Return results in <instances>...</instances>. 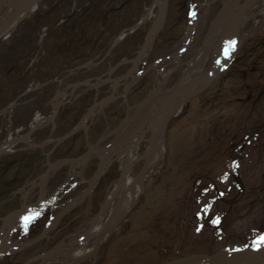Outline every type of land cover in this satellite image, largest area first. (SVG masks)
Wrapping results in <instances>:
<instances>
[{
	"label": "rangeland",
	"instance_id": "374dc122",
	"mask_svg": "<svg viewBox=\"0 0 264 264\" xmlns=\"http://www.w3.org/2000/svg\"><path fill=\"white\" fill-rule=\"evenodd\" d=\"M154 1L40 0L39 7L0 40V143L28 133L37 114L44 117L28 137L0 153V233L10 213L49 196L66 177L77 174L52 206L17 229L14 244L36 236L69 199L85 190L100 156L94 154L87 163L79 157L89 150H102L124 123L113 148L121 153L133 139L127 132L151 115V108L158 111L163 100L165 106L170 103L168 92L195 61L226 0H214L209 7L198 3L210 0H169L163 28L150 53L135 70L133 62L127 61L111 72L120 61L136 57L160 6L104 57L110 44L143 18ZM192 4H196L197 19L190 47L179 58L140 76L154 60L184 42ZM3 5V10L8 8L9 0ZM256 7L259 12L240 29L236 51L232 43L226 44L232 55L229 64L211 84L205 83L189 96L162 129L164 152L140 183L133 205L99 235L106 234L107 239L97 246L95 255L79 264H164L194 252H214L233 242L250 243L264 231V0H256ZM220 36L213 37L203 62L207 67L214 66ZM160 86L166 92L156 95ZM58 93L63 103L52 124L46 117L54 111ZM151 99L149 109L138 110L144 100ZM96 104L88 125L60 140ZM149 126L144 124L140 131ZM151 140L152 133L147 131L130 170L133 176L141 172ZM121 175V162L115 158L54 229L37 243L4 256L0 264H23L100 225V217L108 212L103 211L94 224L93 220ZM124 196L119 200L116 195L115 203ZM96 239L89 238L87 244Z\"/></svg>",
	"mask_w": 264,
	"mask_h": 264
},
{
	"label": "water",
	"instance_id": "95a60500",
	"mask_svg": "<svg viewBox=\"0 0 264 264\" xmlns=\"http://www.w3.org/2000/svg\"><path fill=\"white\" fill-rule=\"evenodd\" d=\"M168 1L169 0H162V5L160 6V14L157 18V20L153 23V25L151 26V28L149 29V31L147 32V34L144 36V42L143 45L141 47V49L139 50L138 54L136 55V57L132 60H122L119 63H117L112 69L111 72L120 64L127 62V61H132L133 62V70H135L137 68V66L139 65L140 62H142V59H144V57L146 55H148L153 47V44L155 42V39L157 38L158 34L160 33V31L163 28L165 19H166V14H167V8H168ZM214 0H211L210 2H212ZM252 1L254 0H244V2L239 6V2L240 0H227L223 7L221 8V10L219 11V13L216 15V17L214 18V20L211 22L210 25V29L208 30L203 43H202V51H201V58L200 59H195V61L193 63H191L188 67H186L181 74L179 75L177 81L175 82L174 86L171 88V90L168 92V95L170 97V100L173 102L175 99V94L178 95L179 97L181 96H185L187 94V90H181V89H177V85L180 82L181 78H183L185 75H187L188 73H192L194 72L196 69H198V67L203 63V61H205L207 59V56L212 48V40H213V36H214V31L216 29V27L222 22V20L224 19V17L226 15H228L232 9L234 7H239L238 8V16H240L243 12V10H245V8L247 7L248 4H250ZM6 2V0H0V5L4 4ZM208 2V3H210ZM207 3V4H208ZM18 3L14 2V9L13 12L7 16L6 18L2 19L0 22V33L8 28H10L11 26H15L19 21H20V17L18 14ZM155 6V3H153L150 7V11L153 9V7ZM194 7L195 4H193L191 6V10H190V16H189V25H188V34L187 37L185 39V41L183 42V44L174 52L163 56L161 58H159L158 60H156L151 66H149L148 68L142 70L141 74L146 73L148 70L155 68L157 65H159L160 63L172 58V57H179L186 49H188L190 47V45L193 42L194 36H195V31H196V21L194 22V18H195V11H194ZM194 13V15H193ZM146 21L145 18L141 19L135 26H133V28L128 29L125 33H123L122 36L116 38L111 46L109 47L106 55H108L112 49L119 43V41L121 39H123L129 32L133 31L137 26L143 24ZM207 37H209L210 40V44L208 49H206V41H207ZM234 40H235V46H234V50L236 51L237 46L239 44V40H240V36L239 33H236L234 36ZM228 41H232V40H228ZM224 45H225V41L221 40L219 43V53L217 56V65L215 67V69L213 70L212 74L210 75L209 79L206 82V86L211 84L213 82V80L225 69V67L229 64L230 59L232 58V56H228L227 54H223L224 51ZM84 66H86V64H83ZM82 65V66H83ZM134 82H132L133 84ZM132 84L128 85L127 89H130V87L132 86ZM125 94H126V90H125ZM195 94V92L191 93V95ZM60 98V97H59ZM152 101H154V99L151 100H144L140 105L138 110H142L144 108L149 109V105L152 103ZM170 101V102H171ZM166 100L162 101L163 107L165 104ZM14 102L10 103V106L13 105ZM62 104V101H58L55 107V111L53 114L50 115L51 118V122H54V120L56 119L60 106ZM177 108L173 107L170 110H168L165 114H160L159 117L157 118H143L141 119V121H139L137 124L134 125V127L130 130V132L127 134L128 137H130V135H135L136 132H138L140 130V128L148 123L150 126H152L153 124H155V122H157V124L159 125V127L161 129H164V127L168 124L169 119L171 118V116L176 113ZM83 119V118H82ZM81 119V120H82ZM122 125H124V123H121L117 129L115 130V137L112 141H110L108 144L105 145V147L102 150H94L93 153L91 152V150H89L87 153H85L84 155H82L79 158H85L86 163L92 158V156L95 155H101L100 158V163L98 166L97 171L95 172L93 178L89 181L87 188L80 193L79 195H77L76 197L71 198L66 205L63 207V209L61 210V212L57 215L55 223L53 226H46L38 235H36L35 237L23 242L22 244H20L19 246H14L11 247L10 243L12 241L13 235L17 229L16 224L13 222V218L19 213V211H21L23 209L24 206H22L21 208H19L16 211H13L12 213H10L7 216V222L9 224V230L5 236V239L3 241V244L0 246V258L3 257L4 255L8 254V253H12V252H16L19 250H22L26 247H28L29 245L39 241L41 238H43L50 230H52L60 221V219L62 218V216L70 209L72 208L75 204L76 201L78 199H81L82 197H84L87 193L90 192V190L92 189V187L95 184V181L100 177V175L103 173V167L106 165L107 162V154L110 153L112 151V149L115 147V145L117 144V135H118V130L122 127ZM36 128V126L33 128V130ZM82 128L81 126V121L72 129L70 130L68 133H66L64 136H62V138H60V140L65 139L66 137H69L71 135H73L75 132H77L78 130H80ZM31 132H28L25 135H20V136H16L13 139H8V141H4L2 143H0V149L5 145H11L14 144L16 142L22 141V139H24L25 137H28L29 134ZM154 140L152 138L151 142H150V147L153 144ZM150 149V148H149ZM152 151V150H151ZM230 167L231 169H233L232 166V160L230 159L229 161ZM147 165H148V158L145 159V163L142 167L141 172L137 175V177H142V175H145V173L147 172ZM74 176V175H73ZM73 176H70L68 178V180L70 178H72ZM136 177V178H137ZM67 181V180H66ZM66 181H64L63 183H61L54 191L52 194H50L46 199H39L35 202H33L32 204H30L31 206L33 205H37L40 204L42 202H44L45 200L48 202V205H51L52 202L54 201V199L56 197H58L61 193V190L63 188V186L66 184ZM118 194V193H116ZM115 194V195H116ZM124 196V191H120L118 194V199L121 200L122 197ZM103 212V207L99 210L96 218H94L93 220V224L96 222L97 218L102 214ZM104 231H106V227L102 228L99 232L98 235L102 234ZM264 236V231L257 236L251 243H246V242H234L232 244L226 245L214 252H194L191 254H188L184 257L181 258H177L175 260H172L171 262H168V264H264V241H262L260 239V237ZM97 248V247H96ZM55 249V247L51 248L49 251H53ZM41 256V255H39ZM39 256H35L29 260H27L24 264H28L30 263L32 260H34L35 258L39 257Z\"/></svg>",
	"mask_w": 264,
	"mask_h": 264
},
{
	"label": "bare ground",
	"instance_id": "6f19581e",
	"mask_svg": "<svg viewBox=\"0 0 264 264\" xmlns=\"http://www.w3.org/2000/svg\"><path fill=\"white\" fill-rule=\"evenodd\" d=\"M39 1L40 0H9V6L5 10H3L4 5H0V15L2 12V16H0V22L2 19L6 18L9 16L14 9V2H17L18 5V14L20 18H24L26 15L29 13H32L34 10H36L39 7ZM156 5L155 6H161L162 5V0H156L154 2ZM259 12L258 8L256 7V2L252 1L250 4L247 5L245 10H243L242 14L238 16V10L233 11L226 15L224 19L221 22V26L218 25L214 31V35L216 34H221L222 40L224 39L226 42V39L229 38L230 34L235 35L236 33L240 34V29L244 26V24L253 18L257 13ZM153 15V10L146 12V21L150 20ZM21 20V19H20ZM14 25L11 26L10 28L2 31L0 33V40L7 38L10 34L11 31L14 29ZM214 37V36H213ZM210 40L208 39L206 42V49H208ZM218 49V48H217ZM201 51L199 50L197 55L195 56L196 59L201 58ZM219 49L215 51L218 53ZM216 56V55H215ZM204 62V61H203ZM204 64V63H203ZM214 66L207 67L205 64L203 67L199 66L198 69H196L192 73H188L185 75L183 78H181L180 82L177 85V89L181 90H187V94L185 96L179 97L178 95L175 94V99L174 101L170 102L167 106L162 107L158 111H156V108H151L148 113L151 115L148 116V118L154 116H157L158 114H165L168 110H170L173 107H176L177 110L184 105L186 100L189 98L190 94L193 92H196L198 89H200L209 79L210 75L212 74V71L214 70ZM166 89L162 86H160L157 91L156 95H161L165 94ZM98 104V103H97ZM94 105V108L92 107L89 111H87L83 119L81 120V126L86 127L88 125V122L94 117L96 113V109L98 106ZM44 117H42L40 114L36 115V119L34 121L35 123H41ZM147 131H150L152 133L153 137V144L151 145L150 149L144 154V158H148V165H147V171L152 169L156 162L160 159L164 152V138H163V130L157 126L156 124H153L152 126L146 127L144 130L139 131L136 133L133 137V139L130 141V143L121 151L119 156V161L121 162V170H122V176L116 182L115 187L108 193L107 199L103 205V210L105 212H108V214H104L100 218L102 219L101 224L97 226H93L89 231H87L84 234V241L80 242L77 241L76 239L68 240L64 243H61L60 245L56 246V248L44 255L42 257L41 263L40 264H79L82 261L89 259L95 255V249L96 247L102 243L104 240L107 239V235L103 234V236L98 235L100 230L102 228H110L116 219L118 217L124 216V214L129 210V208L133 205L135 202L138 194L140 193V183L145 179L146 175H142V177H137L133 176L131 174V168L133 162L137 158V150L142 142V140L145 137V134ZM10 149V148H9ZM7 147H2L0 149V152L7 151ZM152 150V151H151ZM114 154L116 152L108 153L107 155V160L111 161L114 157ZM66 186H64L65 189ZM63 189V188H62ZM124 191L126 192L124 199L122 202L115 203L116 199V193L118 191ZM78 202V200L76 201ZM38 212V211H37ZM36 212L33 211H28L26 209L23 212H20L17 216H15L12 220L14 221H27L25 218L35 216ZM108 217H107V216ZM107 217V218H106ZM53 224V223H52ZM9 230V225L8 223L3 227L1 233H0V239L3 240L5 239V236L7 234V231ZM94 237L97 238L95 242L89 246L87 244V241L89 238ZM62 257V258H61ZM168 264V263H164Z\"/></svg>",
	"mask_w": 264,
	"mask_h": 264
},
{
	"label": "snow or ice",
	"instance_id": "6c2138e0",
	"mask_svg": "<svg viewBox=\"0 0 264 264\" xmlns=\"http://www.w3.org/2000/svg\"><path fill=\"white\" fill-rule=\"evenodd\" d=\"M193 15H194V13H193ZM25 219L27 220V219H30V218L26 217ZM215 222H216V221H214V223H215ZM260 239H261L262 241H264V236L260 237Z\"/></svg>",
	"mask_w": 264,
	"mask_h": 264
}]
</instances>
